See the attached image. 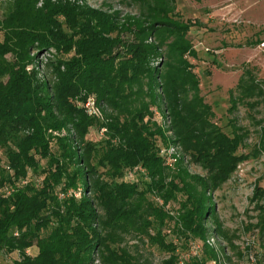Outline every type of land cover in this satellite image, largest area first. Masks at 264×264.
<instances>
[{"label": "trees", "instance_id": "obj_1", "mask_svg": "<svg viewBox=\"0 0 264 264\" xmlns=\"http://www.w3.org/2000/svg\"><path fill=\"white\" fill-rule=\"evenodd\" d=\"M141 2L122 16L82 0H0V254L18 253L12 264H153L151 249L166 255L159 264L215 263L210 218L231 243L212 195L264 154V121L241 153L249 131L232 119L220 127L201 94L193 23L174 17L172 0ZM88 97L100 118L85 113ZM229 98L230 114L253 108L264 85L246 73ZM94 129L105 130L99 141ZM169 146L180 150L172 161ZM251 202L263 240L264 186ZM196 245L200 255L182 260Z\"/></svg>", "mask_w": 264, "mask_h": 264}, {"label": "rangeland", "instance_id": "obj_2", "mask_svg": "<svg viewBox=\"0 0 264 264\" xmlns=\"http://www.w3.org/2000/svg\"><path fill=\"white\" fill-rule=\"evenodd\" d=\"M82 1L92 8L119 12L122 16H137L144 8L141 0ZM172 1L174 17L193 23L188 38L197 56L190 61L200 80L201 94L215 113L214 122L225 130L228 119H232L238 126L247 129L249 135L240 152L252 153L257 143L259 124L264 121V103L260 102L253 108L239 104L230 114L229 91L236 88L239 79L246 73L264 85V0ZM51 58V53H43L39 55L38 61L45 64ZM43 71L44 67L41 66V75ZM156 120L164 124L166 122L157 113ZM102 136L101 130L94 129L89 138L99 141ZM164 152L167 157L180 155V150L172 146ZM189 171L201 173L198 167L192 165ZM134 172L129 174L127 180L135 178L137 171ZM263 178L264 154L251 156L239 164L231 178L212 195L216 217L231 243L212 234L215 223L212 218L208 219L206 225L211 233L207 244L218 253L217 262L208 264H264V239H259L258 231L253 229L257 213L254 211L255 202H251L256 186H264ZM171 208H177V204H172ZM200 251V245L191 246L188 252L181 254V258L188 260L190 256L200 255ZM26 252L34 256L37 249L32 247ZM144 254L153 264H159L166 257L156 249L146 250ZM18 259V253L0 254V264H12Z\"/></svg>", "mask_w": 264, "mask_h": 264}, {"label": "built area", "instance_id": "obj_3", "mask_svg": "<svg viewBox=\"0 0 264 264\" xmlns=\"http://www.w3.org/2000/svg\"><path fill=\"white\" fill-rule=\"evenodd\" d=\"M81 106L83 107L85 113L92 118H100L101 112L94 97H88L84 102H82ZM102 133H104V129H101ZM166 152H163L165 154ZM172 157V156H171ZM171 157H167L170 161H172ZM83 196L82 190H69L66 193L59 194V198H75L80 199Z\"/></svg>", "mask_w": 264, "mask_h": 264}]
</instances>
